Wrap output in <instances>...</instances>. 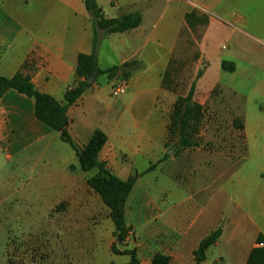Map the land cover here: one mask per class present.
I'll return each instance as SVG.
<instances>
[{"label":"crops","instance_id":"crops-1","mask_svg":"<svg viewBox=\"0 0 264 264\" xmlns=\"http://www.w3.org/2000/svg\"><path fill=\"white\" fill-rule=\"evenodd\" d=\"M96 2L106 18L140 12L142 22L131 30L109 33L96 26L84 0H1L0 75L29 74L38 91L64 103L66 90L77 82L80 53H95L103 70L134 61L128 78L97 73L68 116L69 133L77 145L85 146L101 129L107 141L99 159L123 180L138 175L125 206L138 259L151 264L154 254L163 253L172 264H197L194 251L200 242L221 228L199 264H247L253 250L264 248V0H210L209 5L190 0ZM195 6L206 12L216 7L221 20ZM215 24L224 37L218 49L208 45L207 37ZM201 29L202 62L194 66L188 58ZM223 61L233 63L234 70H224ZM183 72L191 79L180 93L177 85ZM118 77L126 83L123 97L111 93ZM194 82V100L201 105L217 86L231 89L241 101L246 154L242 159L210 151L200 159L186 156L181 165L185 171H172L178 168L174 165L163 178L161 166L179 157L150 167L152 161L163 159L169 142L177 141V135L170 134L171 115L179 96H186ZM34 107L33 97L14 89L0 96V158L13 164L16 181L30 178L38 169H66L78 159L73 149L74 153L53 151L51 143L60 134L36 117ZM86 188L92 189L87 182ZM87 189L61 188L59 195L80 197ZM4 191L26 197L32 193L18 186L0 188V202ZM76 204L81 199L72 206Z\"/></svg>","mask_w":264,"mask_h":264},{"label":"rangeland","instance_id":"rangeland-1","mask_svg":"<svg viewBox=\"0 0 264 264\" xmlns=\"http://www.w3.org/2000/svg\"><path fill=\"white\" fill-rule=\"evenodd\" d=\"M190 1L210 4V0ZM197 9L217 21L221 20L217 15L216 7L211 8L210 12L200 7ZM204 20L207 22V18ZM201 33L203 29L195 33L199 43L194 44L193 55L188 58L194 66L202 62L201 49L204 47V42ZM208 33L210 47L218 49L224 44V37L219 32L218 24L213 25V30H209ZM183 76L177 85L180 93L185 92L187 82L191 79L190 76L185 77V73ZM97 77L98 74L93 81ZM119 78L121 77L113 81L112 87L120 81ZM110 87L108 86V89ZM109 101L114 103L116 99L111 96ZM240 103L231 89L217 86L207 103L203 105L204 112L201 118L192 122L188 137L193 146L181 147L176 143L177 141H171L165 148L163 155L165 158L152 161L153 165L157 166L165 159L180 158L177 161L169 160L161 166L163 178L168 172L171 173L174 165L178 168L172 171H185L181 166L182 159L186 156L200 159L204 151L231 159H242L246 154V146L241 135L243 128ZM51 147L56 152L66 150L74 153L60 137L52 141ZM39 148L38 153L41 152V146ZM73 165L75 168L71 167ZM79 165L77 159L76 164H69L66 169H38L30 178L16 181L15 173L12 171L13 164L1 156L0 188L18 186L32 193L26 197L21 194H10L9 191L3 192L0 202V264H128L130 262L131 256L115 254L112 251L115 238L110 210L99 194L86 188L88 178L96 172V169L83 172ZM71 187L87 190L80 197L72 194L59 195L61 188ZM78 199H81V204L72 206V203L77 202ZM127 248L136 251L139 249L133 233L130 234L128 243L119 244L120 250ZM215 252L216 249L213 248L210 252L211 258Z\"/></svg>","mask_w":264,"mask_h":264},{"label":"trees","instance_id":"trees-1","mask_svg":"<svg viewBox=\"0 0 264 264\" xmlns=\"http://www.w3.org/2000/svg\"><path fill=\"white\" fill-rule=\"evenodd\" d=\"M84 2L96 26L106 32H124L138 27L142 22L140 12H130L119 18H106L96 0H84ZM98 40L96 33L94 38L95 47ZM133 64H135L134 61L103 70L97 66L95 53H80L76 67L77 82L66 90L64 103L59 102L50 94L38 91L33 84L32 77L22 71H19L12 77L0 75V96L7 90L14 89L29 97H33L35 100L36 117L53 130L59 132L61 140L71 146L79 160L80 169L83 172L96 169V172L88 178L87 183L99 194L103 203L110 210V218L114 224L113 236L115 238L112 244V251L115 254L131 256L128 264H141L137 257L136 249H119V244L127 242L132 230L126 224L125 206L138 175L123 180L109 169L105 162L99 159L100 151L107 141V136L101 129L94 131L85 146L80 147L77 145L69 133L68 116L69 108L76 104L92 86V83L88 82L87 78L95 70H97L98 74L107 73L109 77H113L114 75L112 74L116 75L120 73L122 78H128L130 74L128 68H133ZM222 68L227 71H233L235 67L233 63L223 61ZM198 76H200V73ZM194 94L195 82L186 96H179L171 115L170 134L177 135L176 143L181 147L193 146L188 137L189 130L192 127V122L200 119L204 112L203 105L194 100ZM241 127L243 128V122L241 123ZM71 167L75 168L74 165ZM154 167L155 165H152L150 169ZM221 233V228H218L200 242L198 248L194 251L197 264L206 260L208 249L217 242ZM261 239H264V236ZM262 257H264V248L253 250L247 264H254L256 261L264 264V259L260 260ZM151 264H172L171 257L163 253H156L152 257Z\"/></svg>","mask_w":264,"mask_h":264},{"label":"built area","instance_id":"built-area-1","mask_svg":"<svg viewBox=\"0 0 264 264\" xmlns=\"http://www.w3.org/2000/svg\"><path fill=\"white\" fill-rule=\"evenodd\" d=\"M126 90V83L124 80H120L119 82H117V84L115 86L112 87V95L114 97H118L121 94H123Z\"/></svg>","mask_w":264,"mask_h":264},{"label":"water","instance_id":"water-1","mask_svg":"<svg viewBox=\"0 0 264 264\" xmlns=\"http://www.w3.org/2000/svg\"><path fill=\"white\" fill-rule=\"evenodd\" d=\"M96 75H97V70H95L93 72V74L90 77L87 78V81L90 82V83H92Z\"/></svg>","mask_w":264,"mask_h":264}]
</instances>
